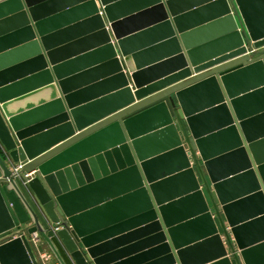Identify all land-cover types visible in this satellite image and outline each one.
Masks as SVG:
<instances>
[{"label":"water","instance_id":"1","mask_svg":"<svg viewBox=\"0 0 264 264\" xmlns=\"http://www.w3.org/2000/svg\"><path fill=\"white\" fill-rule=\"evenodd\" d=\"M26 231L60 264H264V0H0V239ZM0 264L38 262L21 235Z\"/></svg>","mask_w":264,"mask_h":264},{"label":"built area","instance_id":"2","mask_svg":"<svg viewBox=\"0 0 264 264\" xmlns=\"http://www.w3.org/2000/svg\"><path fill=\"white\" fill-rule=\"evenodd\" d=\"M18 168H20V166L15 167L13 172L15 173V171H17ZM33 175L34 172L31 174H27L26 175L27 181H29ZM54 228L57 230L59 226H54ZM21 235H24L26 237L30 245V248L32 249L37 259L38 264H60V262L56 259L53 252L45 246L44 240L41 234L39 233V231H35L32 233H28L26 231L23 232L22 234H10L0 239V243L9 241ZM40 247H42V249H40Z\"/></svg>","mask_w":264,"mask_h":264}]
</instances>
